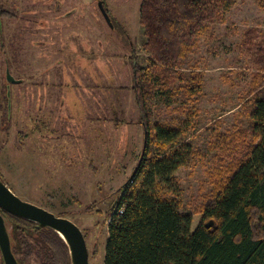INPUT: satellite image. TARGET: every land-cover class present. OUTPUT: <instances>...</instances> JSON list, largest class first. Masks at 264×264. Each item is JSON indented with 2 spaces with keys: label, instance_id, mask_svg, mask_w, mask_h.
Returning a JSON list of instances; mask_svg holds the SVG:
<instances>
[{
  "label": "rangeland",
  "instance_id": "rangeland-1",
  "mask_svg": "<svg viewBox=\"0 0 264 264\" xmlns=\"http://www.w3.org/2000/svg\"><path fill=\"white\" fill-rule=\"evenodd\" d=\"M143 1L0 0V9L12 16L0 19V179L23 201L74 222L86 237L90 264H104L109 214L144 148L141 126L116 128L97 120L99 98L117 93L121 65L134 46L148 65L141 45ZM250 29L256 40L263 38L264 10L259 0H236L226 23L209 26L182 63L187 74L203 75L201 95L186 103L182 96L154 103L153 123L179 128V142L191 146L175 179L182 211L193 216L192 231L212 194L217 162L211 144L218 133L237 130L253 79L245 44ZM7 63L18 83H8ZM61 80L70 86L52 85ZM131 101L126 99V113Z\"/></svg>",
  "mask_w": 264,
  "mask_h": 264
},
{
  "label": "trees",
  "instance_id": "trees-1",
  "mask_svg": "<svg viewBox=\"0 0 264 264\" xmlns=\"http://www.w3.org/2000/svg\"><path fill=\"white\" fill-rule=\"evenodd\" d=\"M235 3L142 2L141 45L148 65L142 64L135 46L130 63L144 148L109 214L104 264H264V35L256 40L254 29L246 33L253 79L242 98L237 130L218 133L211 144L217 162L211 175L212 194L194 231L192 214L182 211L175 179L190 159L191 146L179 142V128L152 121L156 100L165 103L182 96L186 103L201 95L203 75L187 74L182 63L198 48L209 26L226 23ZM259 5L264 10V0ZM9 14L0 9V19L12 17ZM6 60L11 64L9 57ZM2 214L19 264L34 259L38 264H72L67 244L52 229ZM210 221L215 229L206 226Z\"/></svg>",
  "mask_w": 264,
  "mask_h": 264
},
{
  "label": "water",
  "instance_id": "water-1",
  "mask_svg": "<svg viewBox=\"0 0 264 264\" xmlns=\"http://www.w3.org/2000/svg\"><path fill=\"white\" fill-rule=\"evenodd\" d=\"M99 6L104 17L108 20L102 4L100 3ZM6 79L9 84L19 82L12 76L9 66L6 68ZM8 96H10V93ZM2 211L15 217L34 222L43 228L52 229L67 244L72 264H90L89 249L85 235L74 222L65 217L56 216L39 206L23 201L0 179V251L4 264L19 263L12 252L8 223ZM206 226L208 228H216L213 221L208 222Z\"/></svg>",
  "mask_w": 264,
  "mask_h": 264
},
{
  "label": "crops",
  "instance_id": "crops-1",
  "mask_svg": "<svg viewBox=\"0 0 264 264\" xmlns=\"http://www.w3.org/2000/svg\"><path fill=\"white\" fill-rule=\"evenodd\" d=\"M41 51L42 50L39 51L40 54H41ZM131 56H132V50H130V53H128V55L126 56V63L121 65V68H123L124 74L121 77L122 81L119 82V85L117 87L118 88V90L116 91L117 93L114 95H110V96L103 95L101 98H99V101H98L97 120L99 122L101 120H104V123H106L107 125L113 124L116 128H118L119 126H134V127L140 126L139 125L140 114L138 112L134 93L131 90V87L133 84V71H132V67L130 63ZM104 78L106 79V77ZM82 81H85V80H82ZM68 83L69 82H65V80H61L60 82L52 83V85L58 88L61 87L62 90H65L70 86L68 85ZM41 95H43V103L47 104L48 102L44 98L45 97L44 95H46L45 92L42 91ZM127 98L132 99L131 101L132 107L130 108L129 113H126L127 109L126 107L124 108ZM62 102L64 104L63 100ZM45 126L51 127L49 125H45ZM56 127H58V125Z\"/></svg>",
  "mask_w": 264,
  "mask_h": 264
}]
</instances>
